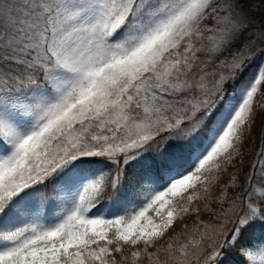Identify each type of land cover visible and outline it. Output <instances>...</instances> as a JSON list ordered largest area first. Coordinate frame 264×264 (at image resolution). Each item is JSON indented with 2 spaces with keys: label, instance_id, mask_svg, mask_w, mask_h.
<instances>
[{
  "label": "rangeland",
  "instance_id": "1",
  "mask_svg": "<svg viewBox=\"0 0 264 264\" xmlns=\"http://www.w3.org/2000/svg\"><path fill=\"white\" fill-rule=\"evenodd\" d=\"M60 1L0 0V197L64 159L132 151L164 131L190 133L191 120L202 124L223 84L253 61L254 78L207 133L201 169L230 149L253 98L264 102V0H161L159 15L124 50L105 47L103 39L134 0ZM44 48L51 65L42 82H32L24 73ZM194 179L191 173L172 180L127 223L115 218L119 235L136 241L160 232L171 218L167 195ZM90 180L75 175L70 197L80 201ZM78 208L44 233L53 239L68 226L64 239L37 244L40 236L29 234L0 260L51 264L87 242V231L105 237L110 222ZM243 253L250 264H264L263 247Z\"/></svg>",
  "mask_w": 264,
  "mask_h": 264
},
{
  "label": "trees",
  "instance_id": "2",
  "mask_svg": "<svg viewBox=\"0 0 264 264\" xmlns=\"http://www.w3.org/2000/svg\"><path fill=\"white\" fill-rule=\"evenodd\" d=\"M161 3V0H134L120 24L104 37L105 47L130 49L159 15ZM54 11L55 4L47 16ZM41 54L45 56L30 64L29 72L24 73L31 76L32 82H42L51 65L52 58L45 48ZM255 64V61L246 64L223 84L222 97L214 110L201 120L202 124L197 117L196 123L191 120L190 133L164 131L132 151L64 159L32 176L15 193L0 197V255L16 251L29 234L40 236L37 244L64 239L68 226L53 239L44 233L55 228L77 203L79 212H85L87 217L108 220V232L105 237H97L87 231V242L71 247L51 264H250L244 249L259 245L264 251L261 98L258 95L253 98L230 149L203 169L198 165V156L218 113L254 78ZM191 173L195 175L191 184L167 195L165 204L171 218L160 232L136 241L119 235L115 218L129 222L155 192ZM75 175L91 178L85 182L78 202L69 195ZM152 211L153 208L149 210ZM0 261L11 262L8 257Z\"/></svg>",
  "mask_w": 264,
  "mask_h": 264
}]
</instances>
